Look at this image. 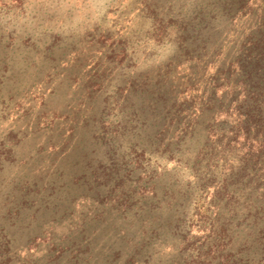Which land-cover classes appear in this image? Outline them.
Segmentation results:
<instances>
[{
    "label": "rangeland",
    "instance_id": "rangeland-1",
    "mask_svg": "<svg viewBox=\"0 0 264 264\" xmlns=\"http://www.w3.org/2000/svg\"><path fill=\"white\" fill-rule=\"evenodd\" d=\"M198 3L0 0V264L198 260L197 251L181 252L185 241L196 243L210 261L209 248L218 240L209 235L207 188L200 182L205 163L186 167L187 155L178 152L169 159L157 144L147 147V164L136 163L134 143L156 131L138 119L142 113L131 114L132 108L119 113L129 86L147 84L151 91L172 62L169 77L158 83L161 90L164 83L170 87L165 110L188 101L180 112L182 124L190 120L207 133L213 118L202 106L213 79L223 78L214 76L222 61L214 51L207 53V41L206 49L189 60L176 44L137 38L153 29L147 4L159 16L184 23ZM262 3L252 0L253 9L262 11ZM252 14L241 26H229L230 34L209 42L219 49L223 65L238 55V41L231 39L255 27L258 16ZM170 29L175 37L177 31ZM142 99L137 93L132 101L141 108ZM165 129L163 138L171 142L182 127ZM188 144L194 157L196 138ZM177 200L182 206H175ZM184 215L194 222L190 235L188 228L167 225ZM231 234L238 245L244 233L232 229ZM251 261L264 264V257Z\"/></svg>",
    "mask_w": 264,
    "mask_h": 264
},
{
    "label": "trees",
    "instance_id": "trees-1",
    "mask_svg": "<svg viewBox=\"0 0 264 264\" xmlns=\"http://www.w3.org/2000/svg\"><path fill=\"white\" fill-rule=\"evenodd\" d=\"M198 1L184 23L159 16L157 9L149 8L150 4H147L145 10L153 17V29L137 38L153 37L157 44H176V49H180L189 60L197 50L206 49L204 44L207 41V53L214 51L217 61H222L214 76L223 78L219 82L213 79V91L207 98L206 106H202V111L207 107V113L213 118L207 133L190 120L182 124L180 112L183 107L187 108L188 101L170 112L165 110V105L170 102V87L164 83L161 90L158 83L169 77L172 62L165 72L159 73L162 77L151 91L147 84L142 89L129 86V95L122 99L124 105L119 113L123 115L128 113V108H132L129 109L131 114L135 110L138 115L142 113L143 118L139 116L138 119L147 124L149 131H156L153 137L151 133L143 135L140 145L138 141L134 143L137 147L132 150L139 154L136 163L147 164L150 154L146 149L156 148V144L169 154V159L175 160V153L178 152L187 155L188 160H184L186 167L201 168L205 163V176H200V182L202 187L207 188L209 235L215 236L218 242L212 248L208 247V253L213 256L208 262L205 255H200L201 249L196 243L185 241L181 252H198V260L186 261L185 264H252L255 256L259 255L260 261L264 257V4L262 11L257 12L253 9L252 0ZM253 12L258 16L255 27L231 39L234 44L238 41V55L226 66L223 65L222 54L219 49L211 47L212 42L225 33L230 34L229 26H241L244 18L252 17ZM172 27L177 31L175 37L170 33ZM121 49L123 57L125 47L124 51L123 47ZM187 89H191L190 86ZM120 90L122 93L123 89ZM137 93L143 98L139 103L141 108L132 101ZM128 100L131 102L129 106L126 104ZM220 115H224L225 119L220 120ZM152 117L154 119L150 121ZM170 126H174L176 131L180 127L182 130L174 134L173 141L165 142L164 131ZM113 130L119 132V128ZM193 137L198 150L194 157H190L193 152L188 145ZM187 142L188 147L185 146ZM175 206L180 207L182 203L177 200ZM211 216L222 217L224 221L216 225L210 220ZM179 217L167 225L174 229L178 226L188 228L190 235L194 222H189L186 215ZM232 229L244 233L238 245L231 234ZM208 253L207 256H210Z\"/></svg>",
    "mask_w": 264,
    "mask_h": 264
}]
</instances>
